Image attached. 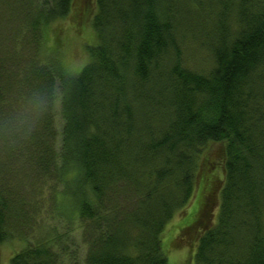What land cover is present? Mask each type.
Here are the masks:
<instances>
[{"label": "trees", "instance_id": "1", "mask_svg": "<svg viewBox=\"0 0 264 264\" xmlns=\"http://www.w3.org/2000/svg\"><path fill=\"white\" fill-rule=\"evenodd\" d=\"M14 240L10 264H264V0H0Z\"/></svg>", "mask_w": 264, "mask_h": 264}, {"label": "rangeland", "instance_id": "2", "mask_svg": "<svg viewBox=\"0 0 264 264\" xmlns=\"http://www.w3.org/2000/svg\"><path fill=\"white\" fill-rule=\"evenodd\" d=\"M48 44L51 46L55 44V40H54L52 34L51 35L48 34ZM82 47L85 48L83 46V44H82ZM83 48H80V51L76 52L75 57H72V51L67 50L66 56L68 57L69 62L72 66L81 65L86 60L87 56H84V52H83L84 49ZM80 52L82 54H80ZM56 122H57L58 127H60L61 121H60L59 117H57ZM25 191H26L25 193L27 194V188L25 189ZM43 214H45V213L43 212ZM42 216H44V217H42ZM42 216L36 218V220H35L36 225L39 222L41 224H43V222H46V224L56 225L59 227L60 230H63V225H64L63 222H61L60 220H55V221L52 219L48 220L45 217V215H42ZM36 225L31 226L30 230H31V228L36 227ZM36 229L37 228H35L34 231H36ZM27 231H29V230H27ZM28 233H27L28 238H32V232H28ZM72 237L75 239L77 245H79L80 244V232H78V229L75 227L73 229ZM26 244L27 243L25 241L22 242L20 240H14L12 243L0 245V264H10L11 257L15 253V251L20 249L22 247L21 245H26ZM79 253L81 254V256H82V254L85 253V248H84V246H82V244L80 245ZM170 259H171L172 264H196L195 259H194V251L191 250L189 247H187V245L183 246L182 248H179L178 250L173 251L172 254L170 253Z\"/></svg>", "mask_w": 264, "mask_h": 264}]
</instances>
